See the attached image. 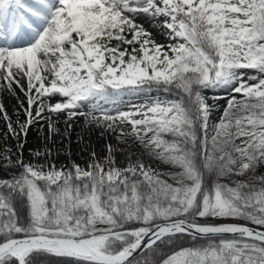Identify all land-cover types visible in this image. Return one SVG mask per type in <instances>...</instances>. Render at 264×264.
Listing matches in <instances>:
<instances>
[{"label":"snow or ice","instance_id":"obj_1","mask_svg":"<svg viewBox=\"0 0 264 264\" xmlns=\"http://www.w3.org/2000/svg\"><path fill=\"white\" fill-rule=\"evenodd\" d=\"M13 85L27 107L14 127L0 104L20 145L0 148V264H133L192 232L209 243L162 264H264V0H0V88ZM209 89L228 93L211 123ZM62 115L117 144L86 167H57L47 146L25 161L20 137L46 120L47 142Z\"/></svg>","mask_w":264,"mask_h":264},{"label":"rangeland","instance_id":"obj_2","mask_svg":"<svg viewBox=\"0 0 264 264\" xmlns=\"http://www.w3.org/2000/svg\"><path fill=\"white\" fill-rule=\"evenodd\" d=\"M138 23H141L144 28L151 33L152 39L158 44L166 45L171 42L165 30L160 26L159 21L140 17L138 18ZM13 88L14 92H9L4 88H0V104L3 105L7 115L11 118L13 126L15 127L17 120L23 121L25 119L24 109L27 107V101L24 93L21 92L19 88L15 85H13ZM208 91L211 95L209 102L217 105L216 110L210 118L211 123L219 119L221 112L226 107L228 93L223 89H209ZM154 95H159L161 98L166 97V94L164 93H154ZM213 96L220 98L213 101L211 99ZM136 102L138 103L140 101ZM33 111H35V109H33ZM37 122L39 124V131L35 136V139L32 143H24L23 145V157L27 162L34 161V152L37 150H43L44 147L47 146L48 148H51L53 153L50 159L55 161L57 167L61 165L71 166L73 162L79 164L81 167H86L92 152H95L98 156L102 157L105 155L106 145L117 144L113 134L106 133L103 129L95 126H88L86 124L85 117L83 116H78L71 121H69L66 116H60L59 120L56 122L59 134L52 136V138L47 142H45V136L49 132L48 121L41 120ZM69 124L71 125L70 128L68 127ZM6 125L7 121L0 116V148H10L15 154L20 145L19 143H14V138L7 133ZM123 147L126 149L128 154L140 156V150L136 145H125ZM13 158H15V156H13ZM143 159L147 160L148 158L144 156ZM116 160L118 166L123 167L125 165L124 153L117 152ZM153 166L157 167L161 171H164L163 167L157 162H153ZM258 174H264V168L258 169ZM4 176L5 173L0 171V178H4Z\"/></svg>","mask_w":264,"mask_h":264},{"label":"trees","instance_id":"obj_3","mask_svg":"<svg viewBox=\"0 0 264 264\" xmlns=\"http://www.w3.org/2000/svg\"><path fill=\"white\" fill-rule=\"evenodd\" d=\"M208 98H210V93L208 90L204 93ZM167 95V94H166ZM39 131V124L38 122H34L32 126L28 129L27 137H20V140H25L26 143H32L35 139ZM15 141V142H14ZM14 143L17 144L18 140L14 138ZM13 143V144H14ZM160 166L163 167L164 171L167 170V166L161 165L157 162ZM18 212L20 215L21 221H23L26 210L23 206H18ZM203 222V221H201ZM211 223H246L242 220H228V221H211ZM212 240L219 241L220 239H233V237H221V238H211ZM209 243V239H198L196 237L185 235V234H178L177 237H174L172 240L168 241L166 244H161L160 249L156 252L155 255L150 254L146 251L144 254L139 256L138 258L133 260V264H143L145 257L153 262V264H162L163 260L166 259L168 256L175 254L176 252L182 249H192V248H201ZM42 261V264H69L67 258L61 257H54V256H45L39 258Z\"/></svg>","mask_w":264,"mask_h":264},{"label":"water","instance_id":"obj_4","mask_svg":"<svg viewBox=\"0 0 264 264\" xmlns=\"http://www.w3.org/2000/svg\"><path fill=\"white\" fill-rule=\"evenodd\" d=\"M183 234L190 235V236L196 237L198 239H209V237L202 236V235L197 234L195 232H192V233H183ZM221 237H233V236L231 234H223L222 236H215V237H212V238H221ZM145 251H147L146 248H144V249L140 250L139 252L135 253L134 256H133V258H132V260L135 259L136 257L140 256L141 254H143Z\"/></svg>","mask_w":264,"mask_h":264}]
</instances>
